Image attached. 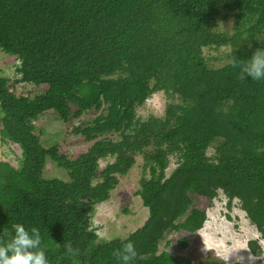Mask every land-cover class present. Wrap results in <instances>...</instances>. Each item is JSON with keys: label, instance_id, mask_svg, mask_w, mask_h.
I'll list each match as a JSON object with an SVG mask.
<instances>
[{"label": "trees", "instance_id": "obj_1", "mask_svg": "<svg viewBox=\"0 0 264 264\" xmlns=\"http://www.w3.org/2000/svg\"><path fill=\"white\" fill-rule=\"evenodd\" d=\"M257 49L264 0H0V51L17 59L13 76L0 70V241L22 223L39 229L50 264H120L128 242L132 264H192L161 245L181 233L188 248L208 219L201 202L221 192L264 239V80L232 67ZM19 83L31 88L17 92ZM158 92L164 113L139 115ZM47 112L91 147L74 157L43 141L36 121ZM139 157L135 194L149 216L102 239L96 205ZM103 159L114 160L103 168ZM48 160L68 177L46 175ZM249 245L262 253L259 241Z\"/></svg>", "mask_w": 264, "mask_h": 264}, {"label": "rangeland", "instance_id": "obj_2", "mask_svg": "<svg viewBox=\"0 0 264 264\" xmlns=\"http://www.w3.org/2000/svg\"><path fill=\"white\" fill-rule=\"evenodd\" d=\"M224 27L226 28L227 25ZM3 53L0 51V70L13 76L17 59L13 55L9 56ZM16 86L18 87L16 91L20 93L31 88L25 83H19ZM166 104L167 99L164 93L158 92L138 108V114L144 117L150 114H163ZM95 115L97 112L85 114L82 122H87ZM36 125L38 132L42 131L41 129L44 130V133L40 134L43 141L47 137L50 138L46 142L50 140L55 142L57 139L60 152L69 156L76 157L75 155L87 151L93 143L85 140L82 135L74 134L73 125L63 123L61 118L58 119L53 112L44 113L36 121ZM20 151L15 146L14 153L9 154L13 165L17 164L16 155H19ZM113 160H101V167L104 168L107 163ZM142 163V158L139 157L128 174L120 178L118 186L112 191L111 198L96 205L92 220L102 239H110L114 236L124 237L142 226L148 218L149 209L143 206L142 200L135 194L142 172ZM45 172L48 176L68 177L65 171L57 167L51 160L47 161ZM240 205V201L235 199L232 208H229L228 197L222 192L212 201L203 200L200 208L207 211L208 219L202 229L194 234H189L191 237L190 246L186 249L181 248L179 240L182 234L175 233L164 240L161 250H167L178 257L191 259L192 264H199L207 258H216L226 264H264V239ZM252 240L259 241L263 249L260 255L252 252L249 245ZM168 241L171 242L168 244Z\"/></svg>", "mask_w": 264, "mask_h": 264}, {"label": "clouds", "instance_id": "obj_3", "mask_svg": "<svg viewBox=\"0 0 264 264\" xmlns=\"http://www.w3.org/2000/svg\"><path fill=\"white\" fill-rule=\"evenodd\" d=\"M244 60L246 62L232 61V67L239 69L241 79L264 80V49H257ZM4 236L7 239L0 241V264H50L39 229L16 223ZM67 250L71 251V247L67 246ZM136 257L137 251L132 242L125 244L118 253L120 264H132Z\"/></svg>", "mask_w": 264, "mask_h": 264}, {"label": "water", "instance_id": "obj_4", "mask_svg": "<svg viewBox=\"0 0 264 264\" xmlns=\"http://www.w3.org/2000/svg\"><path fill=\"white\" fill-rule=\"evenodd\" d=\"M3 161L2 126L0 122V168Z\"/></svg>", "mask_w": 264, "mask_h": 264}]
</instances>
